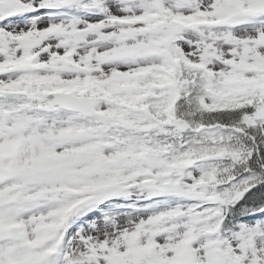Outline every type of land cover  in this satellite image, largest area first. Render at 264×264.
Masks as SVG:
<instances>
[{
	"label": "snow or ice",
	"instance_id": "snow-or-ice-1",
	"mask_svg": "<svg viewBox=\"0 0 264 264\" xmlns=\"http://www.w3.org/2000/svg\"><path fill=\"white\" fill-rule=\"evenodd\" d=\"M0 264H264V0H0Z\"/></svg>",
	"mask_w": 264,
	"mask_h": 264
}]
</instances>
